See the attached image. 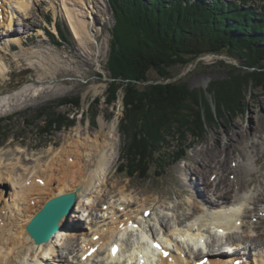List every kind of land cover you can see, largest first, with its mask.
Instances as JSON below:
<instances>
[{
	"label": "bare ground",
	"instance_id": "obj_1",
	"mask_svg": "<svg viewBox=\"0 0 264 264\" xmlns=\"http://www.w3.org/2000/svg\"><path fill=\"white\" fill-rule=\"evenodd\" d=\"M54 1L50 4L56 9ZM46 2L0 0V45L5 44L1 49L7 51L8 44L17 43L22 49L20 56L27 57L20 38L21 30L15 27L20 25V15L30 19L33 5L43 7ZM60 2L75 39L87 50L82 62L85 65L89 63L92 48L93 34L88 19L92 15L93 1ZM5 36L8 39H4ZM50 50L48 48L47 52ZM55 65L59 64L56 62ZM7 72L6 63L0 58V78ZM40 91V88L27 86L0 97V108L10 107L14 101L20 102L24 98L33 99ZM116 122L111 124L107 135L77 137L68 142L70 153L75 155L72 159L61 160L62 149L46 161L35 160L32 169H25L24 174L18 171L22 166L20 158L15 162L10 159L11 162L0 167V264H197L205 258L209 259L207 264H234L235 261L264 264V249L257 251L253 241L244 242L228 236L242 227H250L246 232H257L264 224V183L261 182L255 193L244 192V188L254 186L258 181H244V176L251 177L257 165L256 155L246 152L249 147L259 149L256 142L243 145L236 161L230 162H236L235 167H227L226 161L220 159L216 160V166L211 164L214 178L207 177L200 191L207 190L208 195L212 193L215 198L205 194L201 198L204 205L199 204L198 199H190L189 205L197 211H193L192 216L185 213L188 217L181 221L180 213L176 212L182 210V202L168 206L162 198L128 193L125 187L118 189L116 186L117 194L108 199L102 190L98 191L107 184L111 169L119 158ZM233 150L227 152V157L234 153ZM2 154L0 161L4 164ZM60 166H67L68 170L60 172ZM229 171L235 175V180L226 179L225 174ZM72 192L77 193L72 212L61 220L59 231L48 243L36 245L26 232L30 220L48 200ZM196 198L200 197L196 195ZM160 210L164 214H160ZM171 211L174 214L170 218L166 212ZM147 212L150 214L146 218ZM153 221L158 226V233ZM82 222L88 226L82 229ZM136 231L141 232L137 240L133 239ZM205 233L214 237L206 238ZM81 238L86 243L84 246H80ZM223 238L229 240L223 244ZM65 241L71 243L66 250ZM115 244L120 246V251L114 257L111 251ZM200 247L209 252L204 253ZM90 250L94 254L84 258Z\"/></svg>",
	"mask_w": 264,
	"mask_h": 264
},
{
	"label": "rangeland",
	"instance_id": "obj_2",
	"mask_svg": "<svg viewBox=\"0 0 264 264\" xmlns=\"http://www.w3.org/2000/svg\"><path fill=\"white\" fill-rule=\"evenodd\" d=\"M44 1L47 2L43 7L33 5L30 19L22 18L20 15V25L16 24L15 27L21 30L20 38L24 42L27 57L20 56L22 49L17 43L8 44L7 51L1 49L5 44L0 45V58L8 68L6 76L0 78V97L27 86L41 89L33 99L24 98L20 102L14 101L10 107L0 108V153H4L2 154L4 164L0 161V167L5 166L10 159L15 162L17 158H20L22 166L18 168V171L24 174L26 173L24 171L32 169L35 160L46 161L62 149L61 160L72 159L75 155L70 153L71 145L68 142H73L77 137L84 139L86 136L107 135L111 124L117 120L118 131L115 134L120 143L119 158L111 169L107 184L98 188V191L99 189L103 191L105 198L116 195L117 186L118 189L125 187L128 193L139 196H157L166 200L168 206L182 202V210L176 213H180L178 214L180 220L185 221L188 217L185 213L192 216L193 211H197L196 207L189 205L190 199H198L196 201L204 205L201 198L205 194L208 195V191H200V188H204L201 184L206 181L207 177H213L214 169L211 168V164L216 166V160L220 159L226 161L227 167H235L236 162L232 164L230 162L236 161V156L241 153L243 145L249 143L250 146L253 142L259 145V149L249 147L246 152L256 155L257 165L251 177L244 176V181L251 179L258 181L254 186L244 188V192H257L261 182L264 183V81L249 82L238 103L240 105L233 106L231 110L225 109L224 113H216L213 121L206 122L207 126L197 140L186 133L189 134L186 139L189 149L180 162L170 164L172 154H169V151H163L164 160L152 164L147 178H141L138 175L130 177L127 173L121 172L122 168H126L122 167V160L127 140L120 130L124 116L122 90L119 92L120 98L117 103L109 106L106 102L109 81H111L106 66L112 31L116 22L111 4L109 0H91L93 1L90 8L92 15L89 16L88 27L93 34L92 48L89 51V63L84 65L83 55H87V50L82 49L79 46L80 42L75 39L68 20L63 14L60 0L53 2L56 9L51 6V0ZM217 1L228 4H248L249 6L244 8L250 9L251 7L264 15V0ZM4 39L8 37L5 36ZM48 48L52 49L51 53L47 52ZM221 61L234 66L238 72H251V68L242 65L240 61L228 56L225 52L221 55L208 54L198 57L184 67L172 68L173 78L167 80L166 83L184 82L188 84L190 90L204 92L210 102V108L213 112H217L213 98L208 95V89L213 81L224 80L229 76L230 68L226 64H221ZM56 62L59 65H55ZM148 77L149 82L146 84L162 82L153 71ZM146 84L142 83L139 86L143 88ZM65 100H79V107L74 104H63ZM204 109H206L205 106ZM53 112L61 114V116L52 114L53 118L62 124L67 123L66 118H68V123L71 125L65 124L61 129H56L55 126L49 130L48 121L51 116L49 113ZM47 130L48 132L43 133ZM177 147L178 140L174 137L171 139L169 150L174 151L173 149ZM232 149H234L233 155L227 157V152ZM67 170V166L58 168L60 172ZM225 177L230 181L235 180V175L230 174V171L225 174ZM196 195L200 198H196ZM210 195L213 196L212 193L208 196L211 197ZM84 199L88 200L87 197ZM250 208L255 207L250 205ZM158 212L164 214L161 210ZM166 213L170 218L173 217L174 212ZM146 215L149 216V213ZM171 222L175 223V220ZM81 224L82 229L87 226V223L82 222ZM152 224H155L154 228L157 231L156 222L153 221ZM249 228L242 227L232 231L228 236L231 239L236 237L244 242L253 241L257 251L264 249V224L258 228L257 232H246ZM205 236L209 239L214 237L208 233H205ZM137 237L139 234L133 239L137 240ZM226 238L221 239L223 243L229 240ZM64 244V250L71 245L69 241H65Z\"/></svg>",
	"mask_w": 264,
	"mask_h": 264
},
{
	"label": "trees",
	"instance_id": "obj_3",
	"mask_svg": "<svg viewBox=\"0 0 264 264\" xmlns=\"http://www.w3.org/2000/svg\"><path fill=\"white\" fill-rule=\"evenodd\" d=\"M109 2L116 22L106 66L111 80L106 102L109 106L117 103L122 90L124 116L120 130L127 140L122 160L126 168L121 172L147 178L152 164L164 160L163 151L172 154L170 164L180 162L189 149V134L197 140L216 113L240 105L249 82L264 81V15L244 8L248 4L217 0ZM224 52L251 72H238L234 66L220 62L230 71L228 78L213 81L208 89L217 112L210 108L204 92L190 90L184 82L166 83L173 78L172 68ZM152 71L161 83L146 84ZM142 83L146 84L143 88L139 86ZM63 104L79 107V100H65ZM52 114L61 116L49 113V130L71 125L68 118L62 124ZM174 137L178 147L170 151Z\"/></svg>",
	"mask_w": 264,
	"mask_h": 264
},
{
	"label": "water",
	"instance_id": "obj_4",
	"mask_svg": "<svg viewBox=\"0 0 264 264\" xmlns=\"http://www.w3.org/2000/svg\"><path fill=\"white\" fill-rule=\"evenodd\" d=\"M76 199V192L57 196L48 200L33 216L26 227V232L36 245L48 243L59 231L61 220L72 212Z\"/></svg>",
	"mask_w": 264,
	"mask_h": 264
}]
</instances>
